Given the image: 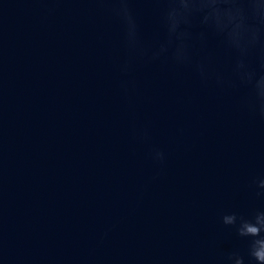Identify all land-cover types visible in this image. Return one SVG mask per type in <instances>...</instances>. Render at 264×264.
Here are the masks:
<instances>
[{
  "label": "water",
  "instance_id": "95a60500",
  "mask_svg": "<svg viewBox=\"0 0 264 264\" xmlns=\"http://www.w3.org/2000/svg\"><path fill=\"white\" fill-rule=\"evenodd\" d=\"M131 7L155 44L162 6ZM193 52L232 78L216 37ZM122 54V26L95 0H0V264H222L234 249L248 264L220 222L264 209V119L247 90L157 61L136 67L129 101Z\"/></svg>",
  "mask_w": 264,
  "mask_h": 264
},
{
  "label": "clouds",
  "instance_id": "9594fccd",
  "mask_svg": "<svg viewBox=\"0 0 264 264\" xmlns=\"http://www.w3.org/2000/svg\"><path fill=\"white\" fill-rule=\"evenodd\" d=\"M95 2L122 26L123 54L116 68L122 77L119 87L129 101L138 87L133 75L138 65L170 61L176 66L191 68L204 84L214 81L220 88L237 85L245 88L244 103L264 119V0H149L162 6L158 9L162 34L155 44L144 40L131 7L133 0ZM209 35L234 54L232 78L213 67L210 54L199 57L194 54L193 41L204 48ZM254 54L259 71L251 63ZM133 134L141 140H147L150 135L147 127L134 129ZM149 155L157 165H163L166 160L165 151L159 147H152ZM253 184L259 190L256 195L264 194V177L254 178ZM220 222L246 241L248 264H264V209L253 210L248 215L225 211L220 215ZM222 264H245V254L235 249L228 251Z\"/></svg>",
  "mask_w": 264,
  "mask_h": 264
}]
</instances>
